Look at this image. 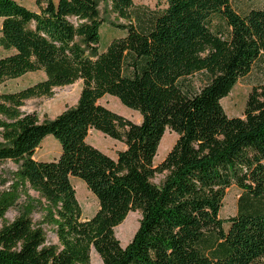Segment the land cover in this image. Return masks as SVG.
Listing matches in <instances>:
<instances>
[{
	"label": "trees",
	"instance_id": "16d2710c",
	"mask_svg": "<svg viewBox=\"0 0 264 264\" xmlns=\"http://www.w3.org/2000/svg\"><path fill=\"white\" fill-rule=\"evenodd\" d=\"M123 32L100 49L98 0H0V84L42 70L45 78L0 92V264H264V82L243 116L222 100L264 59V8L237 0H107ZM200 77L198 83L194 78ZM82 81L76 105L53 120L22 110ZM111 95L138 111L134 122L103 105ZM91 129L125 144L112 157L87 141ZM178 139L155 164L166 132ZM53 136L54 160L34 155ZM157 175L163 178L156 182ZM99 202L82 219L72 178ZM237 186L235 215L220 213ZM35 193L33 196L31 193ZM17 209L12 220L6 214ZM141 220L122 246L115 228Z\"/></svg>",
	"mask_w": 264,
	"mask_h": 264
},
{
	"label": "rangeland",
	"instance_id": "374dc122",
	"mask_svg": "<svg viewBox=\"0 0 264 264\" xmlns=\"http://www.w3.org/2000/svg\"><path fill=\"white\" fill-rule=\"evenodd\" d=\"M25 4L29 8L37 9L35 0H16ZM57 1V0H55ZM135 5L140 8L155 10L164 7V4L158 0H134ZM101 18L104 20L102 26V38L100 41V49L105 50L109 42L115 37L120 35L123 30L117 28V24H124L125 21H119L111 11L110 4L107 0H98ZM240 5L243 8L261 7L264 8V0H237L235 5ZM2 19L0 18V37H1ZM8 52L0 46V56H4ZM45 78V73L40 70L30 72L22 77L14 80H8L0 84V92L3 91H16L27 86L33 85ZM196 82L200 83L201 78H194ZM264 82V59L258 61L251 72L240 79L234 86L231 93L222 100L223 107L230 117L243 116L245 104L249 93L255 84ZM82 90V81L78 80L72 85L57 87L54 89L52 97H38L25 102L22 110L25 113H35L40 121L53 120L57 115L64 110L73 107L77 104L80 93ZM100 102L113 110L114 112L134 121L141 122V114L133 110L121 101L111 95L104 96ZM178 139V134L172 130L167 129L158 147L157 155L155 157V164L161 163L172 149ZM87 141L93 146L99 148L106 154L117 157L119 151L123 150L126 146L123 142L115 140L106 136L101 131L91 129ZM61 153L59 142L53 137L48 136L42 145L36 150L34 157L37 160H54L57 159ZM17 165L12 161H7L0 165V171L8 175L11 171L16 170ZM163 175H157L156 182H159ZM72 183L76 190V197L82 207V219L91 218L99 209V202L96 196L88 189L84 181L79 178L73 177ZM240 189L237 186H232L228 189L223 208L220 216L226 220L235 215L237 210V199L240 195ZM36 196L35 193H31ZM18 215L17 209H12L6 214V219L12 221ZM141 212H130L126 219L119 226L115 228L116 237L120 240L122 246H126L135 235L139 228L141 220ZM3 226V221H0V228ZM90 264H104L102 258L96 251H92Z\"/></svg>",
	"mask_w": 264,
	"mask_h": 264
}]
</instances>
